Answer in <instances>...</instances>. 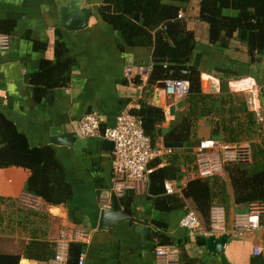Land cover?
<instances>
[{
    "label": "crops",
    "instance_id": "crops-1",
    "mask_svg": "<svg viewBox=\"0 0 264 264\" xmlns=\"http://www.w3.org/2000/svg\"><path fill=\"white\" fill-rule=\"evenodd\" d=\"M63 1L0 0V20L8 21L4 23L8 26L6 33L9 36L8 44L0 47V111L11 118L30 144H48L55 149L62 175L71 189L68 202L50 203L25 189L29 175L27 168L19 165L0 167V251L19 253L18 264H51L53 256L38 258L24 254L25 245L31 240L51 241L55 253L60 231L64 229L68 233L78 229L85 233L81 240L83 264H158L154 252L156 234L136 230L137 222L130 224L123 220L109 227H98L100 209L111 207L113 194L112 148L103 143L104 138L84 137L83 145L74 146L60 141L55 143L51 137L77 132V123L87 111L97 112L101 127L111 125L120 110L138 106L142 98L164 109L162 127H167V132L184 113L181 104L184 96L167 94L157 81L147 82L152 67L151 45L125 42L97 12L101 0H82V4L91 7L82 26L74 25L78 21L80 5L69 7L67 20L71 27L61 23ZM199 1L189 0L181 12L187 26L195 32L196 43L190 63L201 69L203 91L216 93L224 84L222 94L226 95L229 90L231 95L244 98L249 109L262 120L264 52L250 54L245 43L236 36L225 46L211 43L208 23L197 18ZM59 57L69 60L67 81L53 86L40 82L34 85L31 78L42 64L54 63ZM44 72L50 80L57 77L56 72ZM170 104H174L173 113L168 111ZM217 115L209 111L196 117L192 128L196 142L192 147L194 154L204 139L238 143L249 151V140L259 141L257 136L238 141L219 140L213 134ZM162 143L160 139L157 146ZM167 153L150 159L149 172L165 163L163 156ZM195 171L197 173L196 166ZM215 174H220L225 182V202L215 203L221 205L225 213L227 239L222 249L214 252L207 247L206 239L204 243L197 241L198 235L206 238L210 235L205 233L209 223L203 219L197 230L180 225L184 207L163 214L168 230L175 237L185 238L186 252L204 262L248 264L254 255L264 254V223L252 229L234 228V217L245 212L248 203L234 201L231 182L223 166ZM193 175L194 170L185 172L183 169L178 178L166 180L167 191L179 192ZM126 190L132 191L133 196L126 209L118 196L123 210L148 221L157 232L151 218L159 213L148 192V178L131 182ZM185 200V207L193 206L189 198ZM173 247L180 264V248ZM255 247L260 249L259 253L254 252ZM36 250L40 256L46 254L41 246Z\"/></svg>",
    "mask_w": 264,
    "mask_h": 264
},
{
    "label": "trees",
    "instance_id": "trees-1",
    "mask_svg": "<svg viewBox=\"0 0 264 264\" xmlns=\"http://www.w3.org/2000/svg\"><path fill=\"white\" fill-rule=\"evenodd\" d=\"M188 2L189 0H101L96 8L102 19L117 30L125 42L151 45L152 67L148 83L157 81L156 84L163 87L166 77L188 80L189 90L181 100L184 113L167 132H162L165 114L161 106L142 98L138 106L131 107L130 111L140 117L151 145H157L160 139L182 143L171 147L170 152L163 156L165 163L148 174V192L160 215L151 218L157 229V244L180 248V264H221L204 262L188 254L184 248L185 238L175 237L168 230L163 214L175 208L185 209V199L189 198L202 219L209 223L210 207L215 203L225 202V182L222 176H200L195 171L192 147L196 142L192 128L196 117L209 111L213 115L218 114L213 134L219 140L238 141L254 136L260 138L259 141L249 140V160L228 162L223 168L229 176L236 203L261 201L264 206V109L260 120L249 109L244 98L231 95L229 90L226 95L222 94L224 84H221L219 92L203 91L201 69L190 63L196 43L195 32L187 26L183 15L178 16V12ZM134 12L139 13V19L132 18ZM197 18L208 23V39L211 43L225 46L231 37L236 36L245 43L250 54L264 52V0H200ZM4 22L8 21L0 20V32L6 33L8 26ZM68 67L69 60L59 57L54 63L42 64L31 82L34 85L40 82L46 86L64 84L67 81ZM44 71L56 72L57 77L53 78L52 74L53 79L50 80L45 77ZM9 165L23 166L29 170L24 185L27 191L50 203L70 200L71 189L62 175V166L57 160L55 149L48 144H30L11 118L0 111V167ZM183 169L185 172L194 170V175L185 181L179 192L167 191L166 180L178 178ZM132 196L133 192L130 190L119 196L125 209ZM260 223H264V212L260 216ZM205 239L206 236H197L199 243H204ZM53 245L54 242L47 240H31L25 245L23 253L49 258L54 254ZM37 246H41L46 254L42 253L40 256ZM82 249L83 242L70 241L67 264L76 262ZM19 258V253L0 251V264H18ZM248 264H264V254L254 255Z\"/></svg>",
    "mask_w": 264,
    "mask_h": 264
},
{
    "label": "built area",
    "instance_id": "built-area-1",
    "mask_svg": "<svg viewBox=\"0 0 264 264\" xmlns=\"http://www.w3.org/2000/svg\"><path fill=\"white\" fill-rule=\"evenodd\" d=\"M178 16H182L181 10ZM7 33L0 32V47L8 44ZM163 89L167 94L183 96L189 90L188 80L184 78L166 77L163 80ZM77 133L83 137L99 136L113 142L111 149L112 161V193L117 196L124 193L131 182L145 180L149 174V161L158 154L170 152L171 147L151 145L147 133L144 131L141 119L129 109H122L111 125L101 127L96 111H87L77 123ZM250 159V151L234 142H217L214 139L201 140L195 151L197 174L209 176L220 171L227 162H241ZM167 187L169 184L167 183ZM261 201H251L245 212L237 213L234 217V228L252 229L260 225V215L263 213ZM179 223L189 230L201 227L202 218L199 212L187 205L182 212ZM225 230V213L221 205L213 204L210 207L209 230L206 234L222 233ZM85 233L78 229L70 232L60 231L56 240L55 253L51 264H67L68 245L70 241H81ZM258 247L254 248L259 253ZM158 264H178L176 249L173 245L157 244L154 248ZM84 254L81 251L77 263L83 264Z\"/></svg>",
    "mask_w": 264,
    "mask_h": 264
},
{
    "label": "water",
    "instance_id": "water-1",
    "mask_svg": "<svg viewBox=\"0 0 264 264\" xmlns=\"http://www.w3.org/2000/svg\"><path fill=\"white\" fill-rule=\"evenodd\" d=\"M80 5V14L77 17V22L74 23L75 26H82L86 22V18L88 14L91 11L90 6H86L82 4V0H64L61 3L60 6V12L62 13L61 16V23L65 25L66 27H71L72 24L68 22L67 20V9L71 6H78ZM132 18L135 20L139 19V13L134 12ZM142 21V19H140ZM169 113L174 112V104H170L168 107ZM167 130V127H162V132H165ZM62 135V136H61ZM53 142H64L68 144H73L74 146H81L83 145V142L85 138L83 136H79L76 131H71L68 133H61L60 136H52L51 137ZM103 143H105L107 146H110L112 148L113 142L110 139L104 138ZM166 147H175L178 145H181L182 143L180 141H172L167 140L163 141L162 143ZM128 220L130 224L133 222H137L135 225L136 230L142 231V233L149 234L153 233L156 234V230H154L148 223V221L139 219L132 214H129L125 212L118 200V196L116 194H112V204L111 207H103L100 209L99 219H98V227L105 228L109 227L110 225L123 221ZM227 239V233L223 232L219 235L216 234H210L206 238V244L207 247L214 252H218L222 249V246Z\"/></svg>",
    "mask_w": 264,
    "mask_h": 264
}]
</instances>
